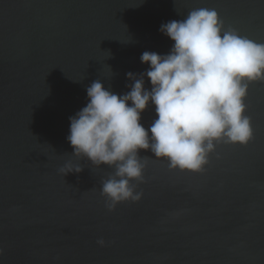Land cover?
I'll use <instances>...</instances> for the list:
<instances>
[{
    "label": "water",
    "instance_id": "obj_1",
    "mask_svg": "<svg viewBox=\"0 0 264 264\" xmlns=\"http://www.w3.org/2000/svg\"><path fill=\"white\" fill-rule=\"evenodd\" d=\"M202 7L264 44V0H0V264H264V81L244 101L246 146L216 143L199 173L141 150V200L113 211L101 187L114 170L66 139L93 81L129 91L142 53L172 47L161 24ZM154 119L150 106L141 124Z\"/></svg>",
    "mask_w": 264,
    "mask_h": 264
},
{
    "label": "clouds",
    "instance_id": "obj_2",
    "mask_svg": "<svg viewBox=\"0 0 264 264\" xmlns=\"http://www.w3.org/2000/svg\"><path fill=\"white\" fill-rule=\"evenodd\" d=\"M160 32L173 42L170 51L143 52L141 63L149 67L126 74L129 91L116 94L95 80L86 88V106L69 117L71 157L114 170L101 187L108 211L141 200L132 183L143 182L141 150L165 159L170 169L199 173L216 143L246 146L253 139L244 101L249 84L264 81V44L225 29L212 8L162 23ZM150 106L156 119L146 130L141 117ZM60 171L66 176L82 168L66 163Z\"/></svg>",
    "mask_w": 264,
    "mask_h": 264
}]
</instances>
